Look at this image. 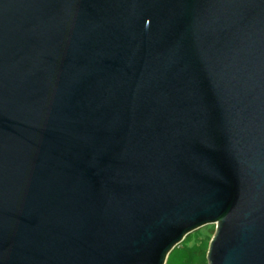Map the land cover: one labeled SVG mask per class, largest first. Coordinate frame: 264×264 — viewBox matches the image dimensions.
I'll use <instances>...</instances> for the list:
<instances>
[{"label": "water", "instance_id": "obj_1", "mask_svg": "<svg viewBox=\"0 0 264 264\" xmlns=\"http://www.w3.org/2000/svg\"><path fill=\"white\" fill-rule=\"evenodd\" d=\"M264 264V0H0V264Z\"/></svg>", "mask_w": 264, "mask_h": 264}, {"label": "rangeland", "instance_id": "obj_2", "mask_svg": "<svg viewBox=\"0 0 264 264\" xmlns=\"http://www.w3.org/2000/svg\"><path fill=\"white\" fill-rule=\"evenodd\" d=\"M215 231L214 223L191 231L168 253L164 264H208V250Z\"/></svg>", "mask_w": 264, "mask_h": 264}]
</instances>
